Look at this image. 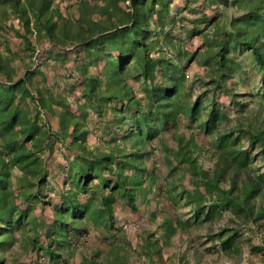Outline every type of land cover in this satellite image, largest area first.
Returning <instances> with one entry per match:
<instances>
[{"label":"trees","instance_id":"16d2710c","mask_svg":"<svg viewBox=\"0 0 264 264\" xmlns=\"http://www.w3.org/2000/svg\"><path fill=\"white\" fill-rule=\"evenodd\" d=\"M183 1L182 9L195 16L194 1ZM171 2L77 0L76 15L69 20L54 0H0V30L7 24L31 58L44 40L50 44L46 53L72 49L81 87L70 101L44 80L42 86L33 82L40 71L31 61L17 75V54L8 42L0 50V264L18 241L16 232L24 237L23 251L39 250L38 257L51 264L75 258L78 264H128L133 244L111 232L115 208L145 213L160 196L168 202L167 214L154 229L140 230L148 256L170 245L179 230L217 221L226 211L232 217L211 237L225 253L237 250L238 224L261 225L264 171L254 164L260 158L264 166V115L261 121H239L221 130L227 113L217 99L218 93L230 102L236 97L226 82L241 68L237 51L251 52L264 82V0H220L224 6H248L228 29L216 26L215 48L208 46L201 54L183 47L172 31L180 26L195 34L204 18L179 16L181 9L171 15ZM12 16L17 26L8 23ZM183 20L189 24L183 26ZM198 55L209 78L203 91L207 103L191 98L194 82L185 81V64ZM131 82H138L141 96ZM43 112L56 120V128ZM91 116L104 136L103 145L92 148ZM58 142L73 150L64 156L59 181L51 174ZM156 149L167 175L145 163ZM205 158L211 165L202 162ZM153 187L157 195L149 198ZM180 199L190 208L187 220L176 216ZM39 203L49 206V219L33 216ZM160 209L149 213L151 222ZM231 221L234 226L228 227ZM93 232L105 250L87 245L85 238Z\"/></svg>","mask_w":264,"mask_h":264},{"label":"rangeland","instance_id":"374dc122","mask_svg":"<svg viewBox=\"0 0 264 264\" xmlns=\"http://www.w3.org/2000/svg\"><path fill=\"white\" fill-rule=\"evenodd\" d=\"M76 1L77 0H54V5L58 6L69 20H72L76 15V10L73 7ZM193 1L190 7L194 9L196 13L194 14L195 16L187 13L186 9H182L184 5L183 0H172L169 13L172 15L177 9H181L179 16L186 15L188 19L192 17L197 19L203 17L205 23L212 19L210 21L211 25L206 26L205 23L199 24L198 32L195 34L185 33L180 26H176L172 31L173 36L181 39L183 47L191 52L199 51L198 53L200 54L208 46L213 47V49L215 48L214 29L216 30V26L226 27V29H228L231 19L239 17L244 13L242 6H248L245 2H242L240 6L234 3L224 6L220 0ZM183 21V26L189 24L188 21ZM8 23H13L17 26V20L13 16L9 17ZM6 25L5 23L2 24L3 28L0 30V50L3 51L5 43L8 42L11 51L17 54L14 60V65L17 68V75L22 76L25 72L24 65L30 64L31 61L32 68L38 65L40 71V73L33 78V82H37L42 86L44 80L46 87H49L54 93L65 96L70 101H73L75 97L80 95L81 87L78 81V73L73 59L74 55L72 49L66 54L57 53L55 50H52L51 53H46L45 50L50 48V44L47 40H44L37 44V49L31 58L29 56L30 52L21 50L23 47L22 40L15 37L12 30ZM236 55L240 60L241 68L226 82L227 87L235 93L236 97L230 102L227 97L218 93L217 100L222 105V109L227 113V122L221 125V130L236 127L239 121L244 124L248 122L254 123L255 120L261 121L264 115V82H262L260 78L258 66L249 50L237 51ZM202 60L203 59L198 55L194 60L187 63L183 62L186 63L185 73L187 76L185 81L186 83L191 81L194 82L191 98L199 96L201 100L207 103L203 96V91L209 78L205 75L206 67L202 64ZM96 70L97 68H93V71ZM197 77H204L205 80H199ZM130 84L134 87L137 95L141 96L138 82H131ZM234 101H242L243 106H240L239 102L236 103ZM43 113L42 115L44 118L51 123L53 128H56V120L46 116L45 112ZM91 117V119H88V125L91 129L88 135V145L90 148L102 146L104 139L103 131H101V123L94 116ZM166 135L169 134H165L164 137H168ZM206 139L207 138L204 140L206 141ZM242 143L244 147L247 146L246 141L242 140ZM72 153L73 150L68 149L66 144L60 142L55 144L54 151L51 155V174L57 175V181H59L61 163L64 160V156H70ZM160 153V149H156L151 153L149 158L145 160V163L148 168H152L153 165H156V171H161L163 175H167L160 160ZM253 153H256V150L253 151ZM202 162H204L206 166L212 163L208 158H205V160L202 159ZM254 165L259 168L260 171H264V166L260 158L255 160ZM154 195H157V189L155 187H153L151 193L148 194V197L152 198ZM253 199L255 200V198ZM46 200L47 199L44 198L43 203H46ZM153 200L156 205L154 203L148 204L149 210L145 213L141 210L135 213L121 206L115 208V220L111 232L114 233V235L128 239L133 244L128 256V264H264V216L261 219L262 223L259 227H256L253 222L238 224V235L235 239L236 251H230L229 253L223 252L219 242L211 238L213 234L232 217L228 211L224 212L221 219L217 221L211 220L201 225H194L187 230H179L171 237L170 245L166 246L163 244L159 253L148 256L143 251L144 249L142 250L144 232H140V230L142 228H145L146 231L154 229L156 223H159L165 214H167L164 210L168 209V202L163 199V196L153 198ZM255 201L258 200L256 199ZM139 206L142 207L140 204ZM160 207L159 213L155 216L156 220L151 222L149 213L151 211L156 213V209ZM175 209L176 216L182 220H187L191 217L190 208L189 206H184L183 199L178 200ZM32 213L34 214L33 216L37 218H40L42 215L43 218L49 219L52 216L49 206L45 204L42 206L40 203L35 206ZM232 223L234 222H229L228 227H230V225L234 226ZM123 225H127V228L125 229ZM15 235L18 241L8 248V256H6L4 264H51L46 258L38 257L39 250L23 251L20 246V240H24L22 239L24 237H21L19 232H16ZM39 239L44 240L43 234H40ZM101 242L105 244L103 240H101ZM43 259L45 261L41 262ZM78 262V258H75L74 260H69L66 264H78Z\"/></svg>","mask_w":264,"mask_h":264},{"label":"crops","instance_id":"0c3cea01","mask_svg":"<svg viewBox=\"0 0 264 264\" xmlns=\"http://www.w3.org/2000/svg\"><path fill=\"white\" fill-rule=\"evenodd\" d=\"M86 243L92 248H101V250H105L104 244L101 242V239H99V235L96 232L91 233V235H88L86 238ZM101 255H105L102 253ZM102 256V257H103Z\"/></svg>","mask_w":264,"mask_h":264},{"label":"built area","instance_id":"2783aa9c","mask_svg":"<svg viewBox=\"0 0 264 264\" xmlns=\"http://www.w3.org/2000/svg\"><path fill=\"white\" fill-rule=\"evenodd\" d=\"M138 226V225H137ZM123 227L126 229L127 228V225H123ZM44 262L45 260L43 259V260H41V262Z\"/></svg>","mask_w":264,"mask_h":264}]
</instances>
